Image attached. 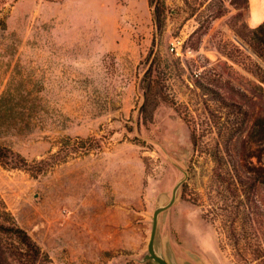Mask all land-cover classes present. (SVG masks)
Listing matches in <instances>:
<instances>
[{"label":"rangeland","instance_id":"rangeland-1","mask_svg":"<svg viewBox=\"0 0 264 264\" xmlns=\"http://www.w3.org/2000/svg\"><path fill=\"white\" fill-rule=\"evenodd\" d=\"M255 9L264 0L7 6L0 145L44 171L0 164V194L48 264H155L141 261L153 212L183 178L158 218L166 259L264 264V15L254 24ZM90 137L92 149L79 151Z\"/></svg>","mask_w":264,"mask_h":264},{"label":"trees","instance_id":"trees-1","mask_svg":"<svg viewBox=\"0 0 264 264\" xmlns=\"http://www.w3.org/2000/svg\"><path fill=\"white\" fill-rule=\"evenodd\" d=\"M16 0H0V15L7 6ZM162 6H154V17L156 21L163 14ZM263 23L260 25L263 26ZM90 137L79 146V151L92 149L93 140ZM88 142V144H85ZM0 164L8 169H23L32 176L40 175L44 168L37 166L27 160L19 152L0 145ZM49 257L39 245L32 239L26 230L18 226L12 213L8 210L5 201L0 194V264H48Z\"/></svg>","mask_w":264,"mask_h":264},{"label":"water","instance_id":"water-1","mask_svg":"<svg viewBox=\"0 0 264 264\" xmlns=\"http://www.w3.org/2000/svg\"><path fill=\"white\" fill-rule=\"evenodd\" d=\"M186 177V172L184 173ZM184 178L179 180L175 186L172 189L171 197L168 198L166 195H163L161 197V200L158 204V206L155 208L153 212L152 217V227L150 232V237L147 245V252L144 254V256L141 258V261H147L151 260L155 264H176L174 259L167 260L166 257L163 255V253L160 251V249L156 248L155 246V236H156V230L158 225V218L159 214L169 208L176 200L177 197V191L180 188L181 184L183 183ZM167 201V202H166Z\"/></svg>","mask_w":264,"mask_h":264},{"label":"bare ground","instance_id":"bare-ground-1","mask_svg":"<svg viewBox=\"0 0 264 264\" xmlns=\"http://www.w3.org/2000/svg\"><path fill=\"white\" fill-rule=\"evenodd\" d=\"M261 9V8H260ZM260 9H255L253 11V22L254 24L258 21H260L264 15V11Z\"/></svg>","mask_w":264,"mask_h":264}]
</instances>
